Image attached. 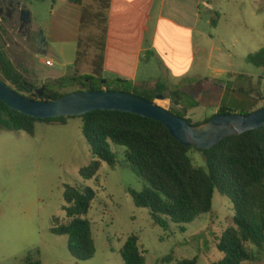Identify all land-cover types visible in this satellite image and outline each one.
<instances>
[{
	"label": "rangeland",
	"instance_id": "374dc122",
	"mask_svg": "<svg viewBox=\"0 0 264 264\" xmlns=\"http://www.w3.org/2000/svg\"><path fill=\"white\" fill-rule=\"evenodd\" d=\"M2 1L4 0H0V3ZM257 1L244 0L246 3L240 7L245 12L244 17L237 20L245 18L252 27L260 26V20L264 19V7L260 12L254 11L259 3ZM32 4L34 7L44 8L37 2ZM27 7L30 9L29 4ZM229 11V8H217L221 15L220 20H217L219 27L206 25L205 21L202 25L208 37L216 40L215 57L224 62L231 60L241 71L261 75L262 71L249 64L246 58L262 49L260 44H264V39L251 40L248 45L235 43V31H232L229 22L230 18L236 20L238 15ZM44 13V10L39 12L40 16H45ZM224 15L230 18H225ZM88 30L87 27L85 35H88ZM40 33L39 29L32 28L29 38L23 36L19 31L18 16L15 14L9 20L3 15L0 18V50L5 52L18 73L37 88L45 86L60 94H72L81 90L82 86L74 82V77L79 79L77 76L80 73L72 79L69 76L68 80H71L68 83L71 84H63L64 87L60 89H51L59 84L58 81L40 85L51 74L59 71L64 63L74 58L71 49L65 58L56 59L54 68L39 64L36 55L41 50ZM67 70L68 67L63 68V71ZM261 85L264 83L261 82ZM252 93L257 97L236 94L232 101L228 93L226 103H231L230 109L239 111L238 114L252 113V110L263 108L264 88L258 86V91L254 90ZM190 98L188 102H196ZM208 100L207 105L196 108L191 114L187 110L186 119L191 120L193 125L203 124L210 116L209 110H212L214 100L211 97ZM154 103L168 111H182L186 108L183 103L176 105L173 98L164 101L156 98ZM67 121V125L41 122L36 125L38 152L35 154L32 149L21 144L8 146L1 171V201L6 212L1 219H9L12 229L19 232L21 248L16 255L2 261V264H24L29 255L37 258L41 264H125L121 251L133 236L139 239L146 264H177L183 259H197V264H213L224 258V254L218 249V242L235 214L233 203L228 197L216 192L212 212L200 216L190 224L170 223L167 228L157 225L150 210L138 208L134 203L131 191L141 193L148 188V184L126 163V148L112 144L111 151L116 155L117 165L112 167L102 163L96 178L84 180L80 172L93 161L92 150L83 136L82 120L72 118ZM190 156L195 165L206 167L201 153L193 151ZM65 185L88 187L96 192V199L87 216L92 224L96 254L87 262H77L71 256L67 236L51 233L52 220L66 218L63 210ZM169 258L171 260L166 261Z\"/></svg>",
	"mask_w": 264,
	"mask_h": 264
},
{
	"label": "trees",
	"instance_id": "16d2710c",
	"mask_svg": "<svg viewBox=\"0 0 264 264\" xmlns=\"http://www.w3.org/2000/svg\"><path fill=\"white\" fill-rule=\"evenodd\" d=\"M22 3L44 0H13ZM82 5L84 0H68ZM247 62L264 71V48L250 54ZM0 79L20 96L35 102H53L69 94L52 92L43 86L30 84L0 50ZM85 83L81 91H116L134 94L154 102L164 95L168 88L157 86L152 91L139 92L131 84L116 81L113 86L95 83L93 77H82ZM176 105L183 103V95L172 92ZM182 111L170 112L186 119L191 103ZM264 107V104H263ZM253 113V112H252ZM220 115L238 114L222 106ZM243 115H249L240 113ZM82 132L93 154V161L81 170L84 180L97 177L102 163L117 165L116 155L111 151L115 144L126 148V163L148 184L143 192L131 191L138 208L150 210L157 225L167 228L170 223L190 224L213 210L216 192L228 197L234 207V217L229 228L218 242V249L224 258L213 264H257L264 262V128L230 137L213 149L200 151L195 147H184L160 122L124 112L96 111L83 117ZM192 124L199 127L208 123ZM72 118L38 120L13 111L0 101V132H25L35 136L38 123L65 125ZM203 155L206 167L195 165L191 153ZM65 219H53L51 233L68 237V249L77 262L94 258L96 248L92 236V224L87 216L96 199L91 188L64 186ZM121 256L125 264H146L144 252L135 236L125 243ZM171 260V258L166 261ZM24 264H41L29 255ZM177 264H197V259L181 260Z\"/></svg>",
	"mask_w": 264,
	"mask_h": 264
},
{
	"label": "crops",
	"instance_id": "0c3cea01",
	"mask_svg": "<svg viewBox=\"0 0 264 264\" xmlns=\"http://www.w3.org/2000/svg\"><path fill=\"white\" fill-rule=\"evenodd\" d=\"M51 1L39 2L44 6L41 9L31 3L23 5L30 12V30L39 29L43 36L44 44L36 55L39 64L46 66L44 62L51 60L54 68L56 59L65 58L71 49L74 52L73 60L40 84L58 81L52 90L71 84L68 81L77 73L79 79L74 77V82L81 86L85 83L80 80L82 77H93L95 83L110 86L124 81L141 92L163 86L171 93L182 94L186 107L193 105L188 102L189 97L196 101L193 103L197 107L188 109L190 114L207 105L211 97L214 103L209 110L210 119L222 106L230 108L231 103H226L228 93L232 101L236 94L257 97L252 91H258V86L264 88L263 69L258 75L237 69L231 60L216 58V40L202 29L204 21L219 27L221 15L217 8H229V12L238 15L236 20L224 15L230 18L235 43L248 45L257 38L263 41L264 19L258 27H252L245 18L237 20L244 17L240 8L246 3L244 0H84L82 5L68 0ZM257 2L254 11L260 12L264 0ZM40 10L45 16H40ZM87 27L89 33L85 35ZM260 45L264 48V44ZM65 67L69 70L63 71ZM15 135L19 137H12ZM9 144H21L34 154L38 152L36 133L32 137L25 132H0V182ZM2 195L0 185V264L21 248L19 232L12 229L9 219H1L6 213Z\"/></svg>",
	"mask_w": 264,
	"mask_h": 264
},
{
	"label": "water",
	"instance_id": "95a60500",
	"mask_svg": "<svg viewBox=\"0 0 264 264\" xmlns=\"http://www.w3.org/2000/svg\"><path fill=\"white\" fill-rule=\"evenodd\" d=\"M21 4V3H20ZM40 45L43 36L40 33ZM159 100L172 98L167 91ZM0 101L15 112L38 119L77 118L96 111L124 112L162 123L184 147L208 151L222 141L264 128V107L249 114L215 115L208 123L196 127L187 119L134 94L116 91H81L53 102H35L13 91L0 79Z\"/></svg>",
	"mask_w": 264,
	"mask_h": 264
},
{
	"label": "flooded vegetation",
	"instance_id": "af4514ba",
	"mask_svg": "<svg viewBox=\"0 0 264 264\" xmlns=\"http://www.w3.org/2000/svg\"><path fill=\"white\" fill-rule=\"evenodd\" d=\"M15 14L18 16L19 31L23 33V36L28 37L31 28L30 15L23 3L13 0H4L0 3V18L5 15L10 20Z\"/></svg>",
	"mask_w": 264,
	"mask_h": 264
},
{
	"label": "built area",
	"instance_id": "2783aa9c",
	"mask_svg": "<svg viewBox=\"0 0 264 264\" xmlns=\"http://www.w3.org/2000/svg\"><path fill=\"white\" fill-rule=\"evenodd\" d=\"M44 64L47 66V67H50L52 68L54 66V63L51 61V60H47L44 62Z\"/></svg>",
	"mask_w": 264,
	"mask_h": 264
}]
</instances>
